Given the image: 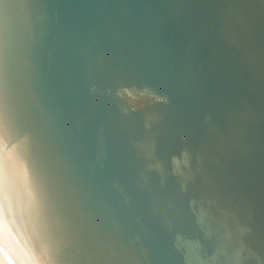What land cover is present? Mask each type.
I'll use <instances>...</instances> for the list:
<instances>
[{"label": "bare ground", "instance_id": "6f19581e", "mask_svg": "<svg viewBox=\"0 0 264 264\" xmlns=\"http://www.w3.org/2000/svg\"><path fill=\"white\" fill-rule=\"evenodd\" d=\"M81 6L0 0V264H264V0Z\"/></svg>", "mask_w": 264, "mask_h": 264}, {"label": "water", "instance_id": "95a60500", "mask_svg": "<svg viewBox=\"0 0 264 264\" xmlns=\"http://www.w3.org/2000/svg\"><path fill=\"white\" fill-rule=\"evenodd\" d=\"M70 1H75L76 2V6L80 7V9H81V7H82L81 3L82 4L85 3V4H88V5H91L94 0H70ZM120 86H121V84H118V85H113V86H109V87L105 88L104 85H100V86L99 85H95L93 87H88L86 85L85 89H86L87 92L91 91L92 90L91 88H94L95 90H98L100 93L103 94V96L106 97V95H107L108 99L110 100V103L114 105V101H116V100L118 101V98H119L118 91H119ZM133 88L136 89V91L149 92L151 94H155L157 97L164 99L165 103H170V101H171V98L167 94L161 93V92L153 89L152 87H148V86H134ZM65 249H68V247L65 248ZM82 258L83 257L81 256L80 260H82Z\"/></svg>", "mask_w": 264, "mask_h": 264}]
</instances>
